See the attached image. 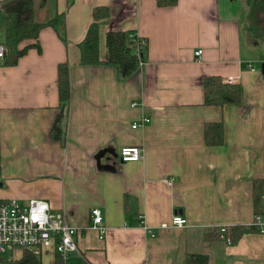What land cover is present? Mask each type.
<instances>
[{
  "label": "crops",
  "instance_id": "1",
  "mask_svg": "<svg viewBox=\"0 0 264 264\" xmlns=\"http://www.w3.org/2000/svg\"><path fill=\"white\" fill-rule=\"evenodd\" d=\"M96 7L108 11L98 26L100 62L81 64L78 44ZM238 11L234 0H48L39 17L63 14L64 39L45 26L38 48L0 65V197L46 201L78 229L76 252L33 254L41 264H188L190 254L206 264H264V45ZM113 30L145 40L143 61L123 79L106 62ZM62 63L67 101L58 95ZM213 75L240 86L239 102L204 103L202 79ZM58 114L60 140L51 133ZM143 114L150 122L132 128ZM210 122L222 123L220 145L204 142ZM124 146H141L142 159L122 162ZM95 207L103 238L91 228ZM175 213L186 225L161 227ZM241 225L249 229L236 240L220 238L221 227L227 234ZM23 253L6 251L0 264Z\"/></svg>",
  "mask_w": 264,
  "mask_h": 264
},
{
  "label": "trees",
  "instance_id": "2",
  "mask_svg": "<svg viewBox=\"0 0 264 264\" xmlns=\"http://www.w3.org/2000/svg\"><path fill=\"white\" fill-rule=\"evenodd\" d=\"M238 5V16L248 25V30L254 39L264 43V0H234ZM158 6H173L177 0H156ZM48 0H6L1 3L4 14L2 42L6 49L5 62L14 64L31 47H39L37 37L45 26H51L64 39V15L55 14L47 20H41L39 13L45 9ZM106 7H96L93 10L94 20L89 25L84 38L78 44L81 64L100 62L98 57V26L101 17H106ZM131 34L126 31H108L106 34V62L116 67L119 78H127L133 74L143 61L144 39L132 41ZM144 41V44L141 42ZM58 95L61 101L69 99L68 65H58ZM204 103L207 105H224L237 103L240 100L241 89L236 83H226L220 76H207L202 79ZM62 129L60 115H56L51 125V133L60 140ZM204 142L206 145H220L223 142V127L221 122H210L204 125ZM126 203L127 212L131 205ZM128 205V206H127ZM131 211V209H130ZM246 226H238L235 231H228L227 236L236 240ZM206 264L207 257L201 254L188 255V264L192 262ZM11 264H41L30 251L24 250L20 260Z\"/></svg>",
  "mask_w": 264,
  "mask_h": 264
},
{
  "label": "built area",
  "instance_id": "3",
  "mask_svg": "<svg viewBox=\"0 0 264 264\" xmlns=\"http://www.w3.org/2000/svg\"><path fill=\"white\" fill-rule=\"evenodd\" d=\"M6 0H0V4ZM3 32L0 29V65L5 62L6 49L2 42ZM144 44V41L141 42ZM202 50L194 51L195 56H199ZM264 65V56L262 57ZM254 71V68H250ZM226 83H234L232 78L223 79ZM135 103H133L134 105ZM150 122V117L146 114L134 121L132 128L143 127ZM143 148L141 146H124L119 150V157L122 162L138 161L142 159ZM168 184L171 183L167 179ZM140 224L148 230L150 236L156 234L152 228L146 226L143 215H139ZM103 217L100 208L91 209V228L96 230L99 237L103 238L106 228L102 224ZM253 226L262 229L263 222L260 216H256ZM184 227L186 219L181 214L175 213L171 217L170 223H162L161 227L167 226ZM78 229L70 225L63 211H54L50 205L40 199H30L27 203L22 204L16 199L4 200L0 197V254L20 248L30 251L35 256L53 249L62 256L67 258L77 251L75 236ZM219 236L227 243L232 242V238L226 235V228L219 229Z\"/></svg>",
  "mask_w": 264,
  "mask_h": 264
},
{
  "label": "rangeland",
  "instance_id": "4",
  "mask_svg": "<svg viewBox=\"0 0 264 264\" xmlns=\"http://www.w3.org/2000/svg\"><path fill=\"white\" fill-rule=\"evenodd\" d=\"M50 14V7L47 9L46 13L44 15H42V18H46V16H48ZM4 28V23H3V14L2 12H0V29ZM264 45V43H263ZM264 47V46H263ZM262 52L264 53V48H262ZM20 250H14L13 253H7L5 256L8 257L10 254H16L18 253Z\"/></svg>",
  "mask_w": 264,
  "mask_h": 264
},
{
  "label": "water",
  "instance_id": "5",
  "mask_svg": "<svg viewBox=\"0 0 264 264\" xmlns=\"http://www.w3.org/2000/svg\"><path fill=\"white\" fill-rule=\"evenodd\" d=\"M262 73H264V65H262Z\"/></svg>",
  "mask_w": 264,
  "mask_h": 264
}]
</instances>
